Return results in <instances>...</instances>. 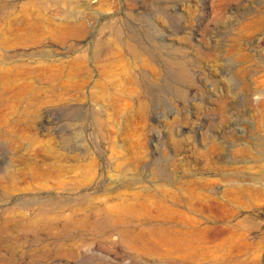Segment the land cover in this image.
Here are the masks:
<instances>
[{
  "label": "rangeland",
  "instance_id": "1",
  "mask_svg": "<svg viewBox=\"0 0 264 264\" xmlns=\"http://www.w3.org/2000/svg\"><path fill=\"white\" fill-rule=\"evenodd\" d=\"M38 244L264 264V0H0V264Z\"/></svg>",
  "mask_w": 264,
  "mask_h": 264
},
{
  "label": "bare ground",
  "instance_id": "2",
  "mask_svg": "<svg viewBox=\"0 0 264 264\" xmlns=\"http://www.w3.org/2000/svg\"><path fill=\"white\" fill-rule=\"evenodd\" d=\"M74 27H75L74 25H70L68 27V31L61 32V33H59L57 35L58 38H60V39H66L69 36H71V34L73 33L71 31L74 30ZM81 27H83V25H81ZM82 32L83 31H77V35L81 34ZM126 41L128 42L127 45H128V49L130 50V52L133 55H137V53H138L137 48L134 45H132V43L130 41H128V40H126ZM108 47H109V44L107 43L106 38L105 39L103 38L102 40H97L95 42L92 50H91L93 60L96 61V62L100 61V55H101V53L103 52L104 49H106ZM11 222H13V218L8 215V218L5 220L4 223L9 224ZM26 225H27L28 228H30L31 230H33V232H35V234H36V241H39L41 239V237L39 235L40 232H42L47 227H50V219L44 218L43 213L39 212V213H37V219L35 220V222L32 223V224L30 223V224H26ZM51 228H52V226L50 227V229ZM52 229H54V228H52ZM14 251H15V249H14ZM43 254H44V249H43V247L40 246V244H38V246H36L32 250H28V249H24V248H21V250H18L16 248L14 258L20 260V262L22 261V262H25L26 263V262H28L30 260H35V262L37 264H41V259L43 257ZM22 262H21V264H22ZM26 264H28V263H26Z\"/></svg>",
  "mask_w": 264,
  "mask_h": 264
}]
</instances>
